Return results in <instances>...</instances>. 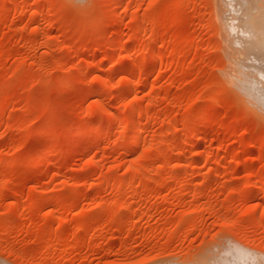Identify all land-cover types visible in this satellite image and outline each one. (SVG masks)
<instances>
[{
  "label": "rangeland",
  "instance_id": "1",
  "mask_svg": "<svg viewBox=\"0 0 264 264\" xmlns=\"http://www.w3.org/2000/svg\"><path fill=\"white\" fill-rule=\"evenodd\" d=\"M217 2L0 0V264H264Z\"/></svg>",
  "mask_w": 264,
  "mask_h": 264
},
{
  "label": "bare ground",
  "instance_id": "2",
  "mask_svg": "<svg viewBox=\"0 0 264 264\" xmlns=\"http://www.w3.org/2000/svg\"><path fill=\"white\" fill-rule=\"evenodd\" d=\"M218 1L232 70L228 79L245 104L264 120V0Z\"/></svg>",
  "mask_w": 264,
  "mask_h": 264
},
{
  "label": "clouds",
  "instance_id": "3",
  "mask_svg": "<svg viewBox=\"0 0 264 264\" xmlns=\"http://www.w3.org/2000/svg\"><path fill=\"white\" fill-rule=\"evenodd\" d=\"M79 3H83L84 0H78ZM257 127H264V124L257 123Z\"/></svg>",
  "mask_w": 264,
  "mask_h": 264
}]
</instances>
